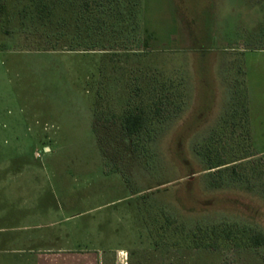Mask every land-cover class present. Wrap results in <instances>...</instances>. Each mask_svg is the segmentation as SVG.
Listing matches in <instances>:
<instances>
[{
  "label": "rangeland",
  "instance_id": "374dc122",
  "mask_svg": "<svg viewBox=\"0 0 264 264\" xmlns=\"http://www.w3.org/2000/svg\"><path fill=\"white\" fill-rule=\"evenodd\" d=\"M263 183L264 0H0V225L64 212L96 264H264Z\"/></svg>",
  "mask_w": 264,
  "mask_h": 264
},
{
  "label": "crops",
  "instance_id": "0c3cea01",
  "mask_svg": "<svg viewBox=\"0 0 264 264\" xmlns=\"http://www.w3.org/2000/svg\"><path fill=\"white\" fill-rule=\"evenodd\" d=\"M55 216L53 220L34 224L0 225V254L4 258L0 260L20 264H83L88 259V264H92L90 260L96 264V253H84L83 258L80 256L84 255L66 247L65 228L56 227L65 220L64 212L61 217L60 212Z\"/></svg>",
  "mask_w": 264,
  "mask_h": 264
},
{
  "label": "trees",
  "instance_id": "16d2710c",
  "mask_svg": "<svg viewBox=\"0 0 264 264\" xmlns=\"http://www.w3.org/2000/svg\"><path fill=\"white\" fill-rule=\"evenodd\" d=\"M143 122H144V117H143L142 113L131 112L124 117L123 123H124V126L128 130L129 133L135 134L136 132L140 131V127L143 125ZM218 166H221V164H219L217 166L208 167V169L215 168ZM195 172L196 171L192 172V174H195ZM219 172H222V171H218L217 173H219ZM262 187L264 188V183H263ZM242 207L244 210H246L248 212L254 208L250 202L243 204ZM255 209H256V207H255ZM260 212L264 216V208L263 207L261 208ZM254 245L264 247V234L263 235H261V234L256 235L254 237Z\"/></svg>",
  "mask_w": 264,
  "mask_h": 264
},
{
  "label": "water",
  "instance_id": "95a60500",
  "mask_svg": "<svg viewBox=\"0 0 264 264\" xmlns=\"http://www.w3.org/2000/svg\"><path fill=\"white\" fill-rule=\"evenodd\" d=\"M48 149V148H47Z\"/></svg>",
  "mask_w": 264,
  "mask_h": 264
}]
</instances>
